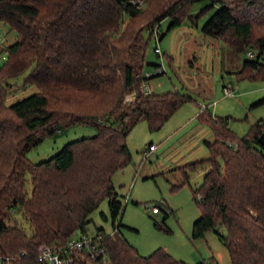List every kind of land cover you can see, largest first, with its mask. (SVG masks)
Masks as SVG:
<instances>
[{"label": "trees", "instance_id": "1", "mask_svg": "<svg viewBox=\"0 0 264 264\" xmlns=\"http://www.w3.org/2000/svg\"><path fill=\"white\" fill-rule=\"evenodd\" d=\"M199 1L0 0V22L18 36L4 48L7 59L0 67V252L12 257L5 264H40L42 244L62 245L76 231L89 232L91 214L107 198L114 231L96 232L103 235L108 261L94 263L78 253L76 264H190L163 247L142 255L120 233L122 223L115 222L123 202L113 177L132 161L127 139L138 122L146 120L152 131L159 130L192 100L177 91L139 92L151 77L145 76V30L160 41L163 35L155 31L164 19H171V30L217 7L203 33L246 54L235 72L240 79L264 80V0H208L210 7L193 15ZM24 73V85H36L38 91L7 104L12 81ZM131 94L135 99L127 102ZM262 103L264 97L257 102ZM198 117L214 135L206 140L210 155L178 168L181 186L191 172L206 169L194 189L201 214L193 237L214 230L231 264H264V145L259 141L264 117L243 137L230 128V117L213 115L208 106ZM78 124L97 132L67 143L47 160L28 158L61 126ZM14 209L30 221L31 235L14 221ZM196 264L219 263L211 258Z\"/></svg>", "mask_w": 264, "mask_h": 264}, {"label": "rangeland", "instance_id": "2", "mask_svg": "<svg viewBox=\"0 0 264 264\" xmlns=\"http://www.w3.org/2000/svg\"><path fill=\"white\" fill-rule=\"evenodd\" d=\"M210 4L208 0L196 2L191 13L198 15ZM216 9H207L196 18L197 22L188 18L171 30H168L171 19H164L159 28L163 35L160 41L156 36L150 38L147 30L143 33L148 42L145 76L151 75L146 81L151 90L155 93L177 91L192 97L159 130L152 131L146 120L135 125L127 139L132 161L113 177L123 202V210L115 224L121 221L120 233L145 256L163 247L176 259L190 264L211 258L219 264H231L229 252L214 230H209L204 237H193L194 222L201 214L194 199V189L203 181V169L191 172L189 182L183 186V173L178 169L210 155L206 140L212 141L214 135L198 117L203 107L208 106L213 115L230 117L229 126L239 137L245 136L251 125L264 117V103L257 104L264 97V80L240 79L235 73L246 54L234 53L222 39L202 31ZM1 25L5 26L0 22ZM6 31L5 41L0 42V67L7 59L4 48L18 39L15 31L8 27ZM156 46L162 50L163 59L156 54ZM156 65H163L164 72L155 75ZM27 74L12 81L7 104L38 91L36 85H24ZM224 87H233V95H226ZM96 132V128L89 125L61 126L60 131L29 151L28 158L34 163L47 160L67 143L93 136ZM151 144L155 149H149ZM174 186L179 187L174 189ZM27 190L31 193L29 174ZM154 205L161 207L158 213L152 211ZM102 213L108 218L105 219ZM11 215L28 235L32 234L31 223L22 210L14 209ZM90 218L89 232L114 231L108 198ZM220 230L225 233L224 228ZM79 234L80 231H76L71 238H77Z\"/></svg>", "mask_w": 264, "mask_h": 264}, {"label": "built area", "instance_id": "3", "mask_svg": "<svg viewBox=\"0 0 264 264\" xmlns=\"http://www.w3.org/2000/svg\"><path fill=\"white\" fill-rule=\"evenodd\" d=\"M140 3H142V1H140ZM158 30L159 29H157L155 32L158 33ZM155 52L158 53L159 56L163 59L162 50L158 46H156ZM247 54L252 58L255 55L251 51H249ZM156 68V75L164 72L163 65H159ZM148 76L151 75L148 73ZM139 92L143 95H150L153 91L147 83H143L140 86ZM224 92L228 96H231L234 93L232 87H224ZM134 99L135 94H131L127 96L126 101L132 102L134 101ZM149 149L153 150L155 149V147L151 145ZM152 211L158 213L159 207L157 205H154L152 207ZM78 253H82L81 259L87 257L94 263H106L109 258L108 250L103 245V235L98 234L97 232H80L77 238H70L65 244L62 245L42 244L39 247L40 264H76ZM11 258V256L4 255L0 252L1 264H5V262L11 260Z\"/></svg>", "mask_w": 264, "mask_h": 264}, {"label": "crops", "instance_id": "4", "mask_svg": "<svg viewBox=\"0 0 264 264\" xmlns=\"http://www.w3.org/2000/svg\"><path fill=\"white\" fill-rule=\"evenodd\" d=\"M6 27H7L6 25L0 26V42L5 41V36L8 35V31H6ZM205 158H207V157H205ZM205 158H203V159H205ZM196 161H198V160H196ZM200 168L203 169L204 174H205L206 169L203 167H199L198 169H200Z\"/></svg>", "mask_w": 264, "mask_h": 264}, {"label": "water", "instance_id": "5", "mask_svg": "<svg viewBox=\"0 0 264 264\" xmlns=\"http://www.w3.org/2000/svg\"><path fill=\"white\" fill-rule=\"evenodd\" d=\"M155 75H156V74H155ZM259 141H260L261 144L264 145V133L261 134V136L259 137Z\"/></svg>", "mask_w": 264, "mask_h": 264}]
</instances>
